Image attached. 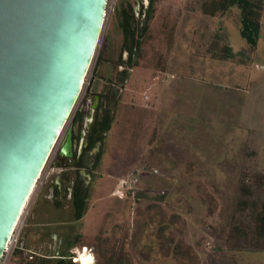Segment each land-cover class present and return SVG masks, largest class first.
<instances>
[{
    "label": "rangeland",
    "instance_id": "obj_1",
    "mask_svg": "<svg viewBox=\"0 0 264 264\" xmlns=\"http://www.w3.org/2000/svg\"><path fill=\"white\" fill-rule=\"evenodd\" d=\"M208 1L155 0L156 20L133 59L123 49V10L132 6L141 20V0L108 1L82 94L22 216L27 247L49 253L51 236L40 240L39 228L61 220L71 255L87 247L94 264L96 251L122 244L124 264H264V252L227 247L242 173L264 175V40L254 55L225 60L219 28L234 49L248 47L241 12L211 18L202 9ZM106 90L117 103L83 220L67 208L40 209L67 128ZM28 257L15 264H32Z\"/></svg>",
    "mask_w": 264,
    "mask_h": 264
},
{
    "label": "water",
    "instance_id": "obj_2",
    "mask_svg": "<svg viewBox=\"0 0 264 264\" xmlns=\"http://www.w3.org/2000/svg\"><path fill=\"white\" fill-rule=\"evenodd\" d=\"M108 1L0 0V261L82 94Z\"/></svg>",
    "mask_w": 264,
    "mask_h": 264
},
{
    "label": "trees",
    "instance_id": "obj_3",
    "mask_svg": "<svg viewBox=\"0 0 264 264\" xmlns=\"http://www.w3.org/2000/svg\"><path fill=\"white\" fill-rule=\"evenodd\" d=\"M232 7H238L241 12V37L248 43L249 50L241 54L251 56L256 51L260 40L262 28V15L264 12V0H210L203 5V12L211 18L223 17ZM155 4L151 6L149 15L144 21L136 20L135 10L132 6L123 10V49L129 52L133 59L141 50L142 40L149 33L151 21L154 19ZM225 60H237L230 45L226 44ZM136 65L131 63V68ZM116 95H113L116 107ZM78 113V119L81 118ZM113 116L111 114L104 122H98L100 129H94L90 135V141H104L112 128ZM95 128V127H94ZM239 195L236 199L235 213L230 232L227 235V247L233 250H245L264 252V175L258 173H242L239 181ZM78 202V200H77ZM78 207V203L76 204ZM84 205V204H83ZM84 207L77 208V219L84 214ZM116 247V246H115ZM122 244V248H123ZM117 247L108 249L109 252L101 254L97 252L98 264H124L123 250ZM23 251L20 252L22 256ZM52 260L35 257L33 264H51ZM59 264H74L70 259L62 260Z\"/></svg>",
    "mask_w": 264,
    "mask_h": 264
},
{
    "label": "flooded vegetation",
    "instance_id": "obj_4",
    "mask_svg": "<svg viewBox=\"0 0 264 264\" xmlns=\"http://www.w3.org/2000/svg\"><path fill=\"white\" fill-rule=\"evenodd\" d=\"M153 3L155 4V0H141L143 7L141 10V15L144 17H141V22L144 21L146 17H148L149 10ZM123 64L126 65V63ZM130 65L131 63L127 64L128 68H131ZM127 74V70L121 72V78H119L121 82L128 80ZM113 94V92L109 94L108 90H106L99 96H96L95 102L91 105V109L89 110L88 114L85 115L83 110L81 111L82 116L80 120L78 119L77 111L74 120L65 132L59 155L55 161V164L53 165V170L55 172L52 175L50 174L49 178L46 180V190H44L45 194H42L43 198H41L42 202L39 206L40 209L43 208V206L45 207L46 204L48 212L55 210L56 212L60 213L59 215H61L67 208L69 212L73 213L76 221L81 222L83 220L87 211L93 175L95 174L102 160L103 145L106 140L105 139L102 142L97 141L92 144L89 137L94 129L98 130L101 128L98 125V122H104L109 114L113 116V107H115ZM91 113H93L92 117H94L92 124L90 123ZM81 122H85V125H82ZM69 136L70 144L69 146H66L68 145ZM65 147L67 153L63 152ZM66 203L70 206H65ZM77 203L78 207L76 205ZM36 206L35 209H37ZM82 206H85L84 214L81 218L77 219V208L79 209ZM35 211L38 213V210ZM44 226H40L39 228V239H43L40 238V235L49 234L52 239V248L48 253V250H43V248L40 247H38L36 250V247L31 245V250H27V254L29 256L28 263L31 262L33 264L35 257L52 260L51 264H59L62 260L66 261L70 258L71 260H74L75 257H73L71 254L74 253L75 250L73 248L75 246L73 242L74 239L72 240V233L68 232L69 222L55 220ZM50 228H52L53 232L48 231ZM29 230L30 228L25 230L26 234L29 232ZM44 240H46L45 236ZM25 244L24 238L22 237L20 244L21 249H24ZM35 252H42L44 254L47 253L48 256L37 255ZM58 254H60L59 257H57Z\"/></svg>",
    "mask_w": 264,
    "mask_h": 264
},
{
    "label": "built area",
    "instance_id": "obj_5",
    "mask_svg": "<svg viewBox=\"0 0 264 264\" xmlns=\"http://www.w3.org/2000/svg\"><path fill=\"white\" fill-rule=\"evenodd\" d=\"M25 210H26V208H25ZM25 210H24V212H25ZM24 212H23V215H24ZM24 225H25V222L22 220V217H21L17 227L15 228V230H14V232H13V234L9 240V243L6 247V250H5V252L1 258L0 264H15L16 260L19 259L18 257L21 256L19 254L22 250L20 247V244H21V240H22ZM85 248H87V247H85ZM23 251H26V250H23ZM22 255H24V253ZM76 256H77V254H76ZM74 260H76V258H74Z\"/></svg>",
    "mask_w": 264,
    "mask_h": 264
},
{
    "label": "crops",
    "instance_id": "obj_6",
    "mask_svg": "<svg viewBox=\"0 0 264 264\" xmlns=\"http://www.w3.org/2000/svg\"><path fill=\"white\" fill-rule=\"evenodd\" d=\"M226 15H227V13L223 16V17H221V19L223 20V19H225V17H226ZM263 18H264V12H263V15H262V24H264V21H263ZM220 19V20H221ZM227 19V18H226ZM156 19H154V21H155ZM228 20V19H227ZM264 26H262V28H261V36H260V40H259V42H258V46H257V49H256V51L255 52H253V54L252 55H254L257 51H258V47L260 46V44L263 42V40H264V35H263V31H264V28H263ZM218 30H221L220 32L222 33V38H223V36H224V41H222V42H224L225 44L224 45H226V44H228V45H230V47L232 48V50H233V52H234V54L235 55H239V54H241V53H244L245 51H248L249 50V46L247 47V48H245V47H243L241 50H239V49H234L233 48V46L229 43V40H228V35L226 34V32L224 31H222V29L221 28H219ZM240 63H244V62H240ZM85 249H88V248H85ZM22 250H26V251H23V253H24V255H27L28 256V254L26 253L27 252V250H31L29 247H27V244H25L24 245V249H22ZM35 254H37V255H41V256H43L42 254H39V252H35ZM20 255V254H19ZM21 258H19V260H20Z\"/></svg>",
    "mask_w": 264,
    "mask_h": 264
},
{
    "label": "bare ground",
    "instance_id": "obj_7",
    "mask_svg": "<svg viewBox=\"0 0 264 264\" xmlns=\"http://www.w3.org/2000/svg\"><path fill=\"white\" fill-rule=\"evenodd\" d=\"M77 256L75 257L78 264H94L95 256L88 249H81L80 251L76 250Z\"/></svg>",
    "mask_w": 264,
    "mask_h": 264
}]
</instances>
